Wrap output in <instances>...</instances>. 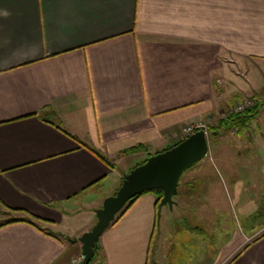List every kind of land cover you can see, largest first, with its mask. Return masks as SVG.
Returning a JSON list of instances; mask_svg holds the SVG:
<instances>
[{
  "label": "crops",
  "instance_id": "obj_1",
  "mask_svg": "<svg viewBox=\"0 0 264 264\" xmlns=\"http://www.w3.org/2000/svg\"><path fill=\"white\" fill-rule=\"evenodd\" d=\"M244 99L259 104L248 129L210 135L180 181L196 208L210 191L264 187V0H0L1 222L44 220L1 226L0 264H81L78 239L124 176ZM262 195L248 227L264 221ZM157 201H133L92 264H161ZM191 222L217 230L188 232L191 264H264V233L246 242L238 226L223 241L222 220Z\"/></svg>",
  "mask_w": 264,
  "mask_h": 264
},
{
  "label": "rangeland",
  "instance_id": "obj_2",
  "mask_svg": "<svg viewBox=\"0 0 264 264\" xmlns=\"http://www.w3.org/2000/svg\"><path fill=\"white\" fill-rule=\"evenodd\" d=\"M231 108L232 106L228 108V110H226V112L222 116L223 119H225L229 115L235 114V113H230ZM205 125L208 132L209 129L212 128V126H216V124L213 122L212 119L206 121ZM224 131L225 130H221V132ZM225 133L229 135L230 132L225 131ZM208 137L210 138V134H208ZM224 137L227 138L226 135ZM250 137L251 135L249 136V138ZM195 166L184 173L182 177L183 180H185L188 177V174L189 175L193 174V171H195L194 170ZM261 184L264 183L261 182ZM200 185H201V189L205 191V188L202 187L204 184L202 183ZM220 185L222 187V181H220ZM182 187H183V183L181 184L180 186L181 189L179 190H182ZM210 192L211 195L206 198L209 200L208 202L209 204L207 205V207L205 206L206 208L204 206L202 207L197 206L196 208V205L198 204H194V202L196 201L198 202V200L203 199V197L202 198H198L195 196L183 197L181 196V192H180L178 195L174 197V200L175 201L179 200L180 202H182L183 206L181 209L182 210L185 209V212L179 210L178 207L172 209L166 207L164 209V214L162 215L161 221L159 223L161 224L159 226H163L162 228L163 233H161V236L159 235V245L157 249L159 253L158 259L161 264H173V261L175 264H191V262L188 261L189 258H191L192 255L193 257L198 256L196 255V252H198L199 250H198V246L194 244V240L193 241L191 240L193 243L190 244L191 242L190 239L192 238V235L190 236L188 232L197 231L196 232L197 235L198 236L200 235L202 238L205 237L204 235L205 232H207V234L209 235L210 233L212 234L213 232L214 233L217 232V230L208 229V228L206 230L185 228L186 226H188L187 221L189 223L190 219L192 220L191 222L192 226H200V227L204 226L205 221L207 225L209 224L214 225L215 222L222 220V222H224V224L227 225L228 227V229L219 230V232L222 231V235L219 234V239H222L223 241L226 238L225 234L227 232L233 233V230L238 226L243 227L244 234L246 236L245 237L246 242H248L249 239H253L255 237L257 238L264 233V221H262V225L260 226V228L256 229L255 226L248 227L250 225L251 220L256 217V213H258L259 208H261L260 203L262 204L261 201L263 199L262 193L264 192V187L259 188V190H257L256 188H254L253 190V188H251L249 191H246L245 195H243V197L241 198H237L233 196L232 192H227V190L223 191V196L220 197H213L214 192L213 191ZM257 193L259 194V196H257ZM217 210L220 211L217 213ZM118 216L116 218H118ZM3 218H7V217L2 216L0 214V223L1 220H3ZM77 221L79 222V219H77ZM166 224H168L169 227L165 229L164 227H166ZM179 226L181 228H177ZM176 237L179 238L176 239ZM214 240L215 238L212 237L211 241L213 243ZM72 264H76V261H73Z\"/></svg>",
  "mask_w": 264,
  "mask_h": 264
},
{
  "label": "water",
  "instance_id": "obj_3",
  "mask_svg": "<svg viewBox=\"0 0 264 264\" xmlns=\"http://www.w3.org/2000/svg\"><path fill=\"white\" fill-rule=\"evenodd\" d=\"M208 139L206 131L199 130L174 147L150 156L143 164L126 174L115 195L107 197L102 207L96 210V224L79 237L83 253L81 264H90L104 232L128 203L140 194L162 192L157 206V221L160 222L163 208L168 206L172 209L177 205L174 197L178 194L184 173L207 156Z\"/></svg>",
  "mask_w": 264,
  "mask_h": 264
},
{
  "label": "trees",
  "instance_id": "obj_4",
  "mask_svg": "<svg viewBox=\"0 0 264 264\" xmlns=\"http://www.w3.org/2000/svg\"><path fill=\"white\" fill-rule=\"evenodd\" d=\"M258 113H259V104H256V106H254V107H252L250 109H247L243 113L229 115L225 119H222L220 121V123H218L216 126H212V128L209 129V134L211 136L212 135L215 136V135H219L221 133V130H230V129H235V130H237V132L243 133V132H245L248 129V127L250 126L252 121L257 117ZM182 140H184V139H182ZM181 141L175 143L174 145H172L168 149H170V148L174 147L175 145L179 144ZM168 149H166V150H168ZM134 150H137V149H134ZM166 150H163L161 152H164ZM151 192L155 193L156 195H158L157 204H159L160 200L162 198V192L161 191H151ZM146 193H149V192H145L143 194H140L139 196L134 198L132 201H130L128 203V205L125 207V209L120 213V215L123 214L124 211H126V209L131 205V203H133V201H135L138 197H140V196H142V195H144ZM33 220L44 221V220H42V219H40V218H38L36 216H33V215L29 214L28 218L7 219L5 222H1L0 223V227L3 226V225L9 224V223H13V222H28L30 224L36 225L33 222ZM67 240L71 241L70 238H67ZM74 241H76V240H74ZM98 252H99V244H98V247L95 250V256L92 259V261L90 262V264H92L94 262V260L96 259L97 255H98Z\"/></svg>",
  "mask_w": 264,
  "mask_h": 264
},
{
  "label": "built area",
  "instance_id": "obj_5",
  "mask_svg": "<svg viewBox=\"0 0 264 264\" xmlns=\"http://www.w3.org/2000/svg\"><path fill=\"white\" fill-rule=\"evenodd\" d=\"M252 107H254V102L251 99H244L242 101L236 102L232 106L230 113H243L244 111ZM199 130H204L206 131V133L208 132V130L206 129L205 122H200L195 125H186L182 127L181 134L183 136V139H185Z\"/></svg>",
  "mask_w": 264,
  "mask_h": 264
}]
</instances>
